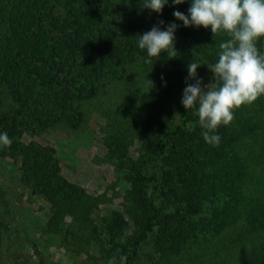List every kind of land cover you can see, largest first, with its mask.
<instances>
[{"label": "trees", "instance_id": "obj_1", "mask_svg": "<svg viewBox=\"0 0 264 264\" xmlns=\"http://www.w3.org/2000/svg\"><path fill=\"white\" fill-rule=\"evenodd\" d=\"M142 2L0 0V133L12 139L10 146H0V159L20 164L21 184L50 202L45 231L62 235L77 255L82 247L72 229L76 224L94 227L102 254L98 264L114 255L127 256V264H163L200 240L222 243L227 231L240 226L229 249L221 250V264H232L240 246L264 232V190L253 192L248 184L244 146L246 139L263 141L257 118L264 97L235 110L234 121L218 129V145L207 143L196 109L181 103L187 83H195L188 80V64L198 62V78L213 82L210 68L229 36L176 20L173 13L187 15L191 0L181 5L169 0L157 14L142 9ZM169 23L179 25L176 58L162 54L145 63L147 53L134 38ZM257 47L264 52V38ZM135 65L154 86L140 95L142 106L133 117L126 123L114 119L103 130L105 158L127 185L123 211L104 216L106 195L69 181L54 147L26 143L24 137L63 124L79 129L83 103L125 79ZM136 140L141 146L133 155ZM253 251L254 260L249 256L246 264H264V246Z\"/></svg>", "mask_w": 264, "mask_h": 264}, {"label": "rangeland", "instance_id": "obj_2", "mask_svg": "<svg viewBox=\"0 0 264 264\" xmlns=\"http://www.w3.org/2000/svg\"><path fill=\"white\" fill-rule=\"evenodd\" d=\"M147 88L141 66L135 65L125 79L105 86L97 97L83 103L85 122L79 129L63 124L35 137H24L26 143L37 141L54 147L62 173L69 181L80 184L90 194L106 195L105 203L100 207L104 216L123 211L127 185L122 173L116 172L105 158L103 130L114 119L126 123L128 116L133 117V112L142 106L140 95ZM257 119L264 128V109L259 110ZM262 140L260 145L252 140L244 141L245 148L249 150L246 157L250 160L248 184L253 192L264 190V135ZM140 146V140H136L131 147L133 155ZM19 167V163L10 159H0V264H98L96 258L102 254L100 242L93 234L94 227L90 224L72 225L75 240L82 247L79 255L73 253L74 246L67 247L62 235L53 236L46 232L44 225L50 202L32 195L21 184ZM240 230L238 226L227 231L222 243L215 240L209 245L208 240H200L180 255L166 259L163 264H221L225 257L221 250L229 249ZM131 231L132 226L127 234ZM259 246H264V232L252 236L249 243L240 246L232 264H246L249 256L253 261V250Z\"/></svg>", "mask_w": 264, "mask_h": 264}, {"label": "clouds", "instance_id": "obj_3", "mask_svg": "<svg viewBox=\"0 0 264 264\" xmlns=\"http://www.w3.org/2000/svg\"><path fill=\"white\" fill-rule=\"evenodd\" d=\"M186 2L173 0L175 5ZM168 3L169 0H143L141 7L162 13ZM173 15L185 27L210 28L214 36L218 32L229 36L220 43L218 60L210 68L213 82L205 85L198 78L197 70L201 67L198 62L193 60L188 64V80L195 83H187L181 99L185 109H196L204 140L218 145L221 141L218 129L234 121L235 110L264 97V52L257 47L258 40L264 38V0H191L187 15L181 11ZM178 28L176 23H169L163 30L153 26L134 38L139 49L147 53L145 63L152 64L153 58L159 60L162 54L176 58ZM146 83L151 88L154 86L149 79ZM11 143L6 132L0 133V146ZM107 264H127V256L118 255L117 259L114 255Z\"/></svg>", "mask_w": 264, "mask_h": 264}]
</instances>
